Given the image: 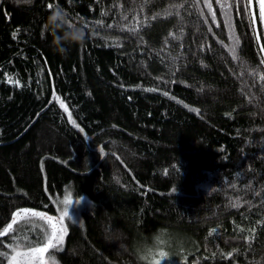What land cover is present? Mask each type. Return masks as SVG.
Here are the masks:
<instances>
[{"label": "trees", "instance_id": "1", "mask_svg": "<svg viewBox=\"0 0 264 264\" xmlns=\"http://www.w3.org/2000/svg\"><path fill=\"white\" fill-rule=\"evenodd\" d=\"M210 2L215 23L204 0H0V231L69 196L81 201L53 264H142L161 228L162 264H264V26L228 0L229 27ZM49 3L83 44L54 48ZM13 229L7 256L50 232L23 216Z\"/></svg>", "mask_w": 264, "mask_h": 264}, {"label": "snow or ice", "instance_id": "2", "mask_svg": "<svg viewBox=\"0 0 264 264\" xmlns=\"http://www.w3.org/2000/svg\"><path fill=\"white\" fill-rule=\"evenodd\" d=\"M234 2L236 4L241 5L242 7L237 9V14H243L246 15L247 18L249 19L250 24L253 27V31H256V24H257V14H256V9H258V19H259V23L261 25H264V0H234ZM216 3L219 4V6L224 9L223 15L225 17V20L228 22V26L231 27V9L233 7V5L231 3L228 2V0H216ZM204 5L205 7L208 9L209 13L212 16V20L213 23H215L216 21V14L215 12H213L212 10V3L210 2V0H204ZM47 7L49 9H53L54 8V4L53 3H49L47 5ZM58 8V7H56ZM104 13H102L103 15ZM67 15V13H66ZM68 16V15H67ZM155 18V17H153ZM70 19V18H69ZM71 21H73L72 19H70ZM99 23V22H97ZM109 27H111L109 25ZM233 33H234V29H232ZM14 38H15V33L13 34ZM256 39L259 42L261 39L260 34L256 35ZM239 38L235 37L233 35V45L230 48V51L232 53L233 59H237V55H236V50L237 47L239 46ZM261 51L264 52V47L261 48ZM261 63H264V57H262L261 59ZM252 74H255V70L253 71ZM260 79L262 81H264V76H261ZM8 82L9 83H14L16 86L20 85L19 80H13L12 77H8ZM154 90V89H153ZM165 95H167V93H165ZM54 98L59 100V97H56L54 94ZM61 108H64L65 111H68V109L65 107V105L63 103L60 104ZM192 111H195V109H190ZM70 122L73 124V126H77L76 125V121L71 120ZM60 203H64V204H68L69 201L67 199H65L64 201H60ZM75 203H79V200H76ZM241 205L239 204V202H234L232 204V207L234 208H239ZM23 216L24 219L29 220V222H31V218H39V220L41 221H46L48 222L51 232L50 234L45 231V239L47 241L45 247L43 248H39V247H31V242L28 241L27 245L22 246L19 243H16L14 246H11V251H12V255L11 256H7L6 253H0V255H5L8 258L9 264H44V260H43V253H45L46 251H48V249H58V247L60 245H62L63 243V237L66 234V228H64L63 224H64V219L65 217H69V213L67 211H64L59 218H57L54 222H53V217L51 216H46L44 213L42 212H38V211H31L29 209H21L19 212L17 213H13V221L12 223H9L7 225V227H5L3 229V231H0V236H4L10 232H12L13 229V225L17 223V218ZM264 223V222H262ZM43 230V229H42ZM241 231H243V229H240ZM254 231V230H253ZM215 232V229H213V233ZM213 233H209V235H212ZM25 240H27V237H24ZM22 247H26L27 250H20ZM232 253H228L227 257H231Z\"/></svg>", "mask_w": 264, "mask_h": 264}, {"label": "clouds", "instance_id": "3", "mask_svg": "<svg viewBox=\"0 0 264 264\" xmlns=\"http://www.w3.org/2000/svg\"><path fill=\"white\" fill-rule=\"evenodd\" d=\"M20 2L31 4L33 0H20ZM45 32H50L53 37V46L61 54L66 52L65 44L79 43L83 44L86 39V33L82 27L71 21L66 13L60 8H53L44 25ZM63 32V35L58 34ZM81 199H83L81 197ZM81 200H79L80 203ZM76 203V204H79ZM113 232H120L114 229ZM123 237H107V242H118L119 247H123L120 240ZM172 240L166 229H158L151 237V243L147 238L137 247V259L142 264H162V261L170 257L167 248L171 246Z\"/></svg>", "mask_w": 264, "mask_h": 264}, {"label": "rangeland", "instance_id": "4", "mask_svg": "<svg viewBox=\"0 0 264 264\" xmlns=\"http://www.w3.org/2000/svg\"><path fill=\"white\" fill-rule=\"evenodd\" d=\"M264 26V25H263ZM65 199H67L68 201H69V203L68 204H64V203H61V205L59 204V206L57 207V212H58V214H57V216H53V222L57 219V218H59L60 217V215L64 212V211H67L68 213H69V216L71 217V218H69V217H65V219H64V222L65 221H72V219L74 220V218H75V209H76V207H78L79 206V204H76L75 203V201L77 200V199H75V198H71V197H69V196H66L64 199H63V201L65 200ZM52 217V216H51ZM47 223V227H49V229H50V226H49V224H48V222H46ZM50 232H51V229L49 230ZM50 232H49V234H50ZM47 243V242H46ZM46 243L45 244H43V245H41V246H38L39 248H43V247H45V245H46ZM20 250H27V249H25V248H21ZM52 250L53 249H48V251H46L45 253H43V260H44V264H53L54 263V260H52V258H51V253H52ZM13 253H12V251H11V253H10V255L9 256H11ZM7 264H9V261H8V263Z\"/></svg>", "mask_w": 264, "mask_h": 264}]
</instances>
